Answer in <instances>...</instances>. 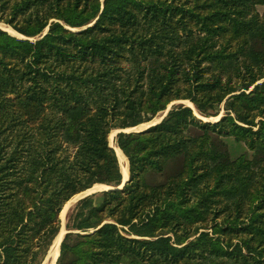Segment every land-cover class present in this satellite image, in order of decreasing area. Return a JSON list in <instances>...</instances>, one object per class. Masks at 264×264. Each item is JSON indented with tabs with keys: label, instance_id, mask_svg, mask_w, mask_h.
<instances>
[{
	"label": "trees",
	"instance_id": "1",
	"mask_svg": "<svg viewBox=\"0 0 264 264\" xmlns=\"http://www.w3.org/2000/svg\"><path fill=\"white\" fill-rule=\"evenodd\" d=\"M262 5L0 0V264H264Z\"/></svg>",
	"mask_w": 264,
	"mask_h": 264
},
{
	"label": "rangeland",
	"instance_id": "2",
	"mask_svg": "<svg viewBox=\"0 0 264 264\" xmlns=\"http://www.w3.org/2000/svg\"><path fill=\"white\" fill-rule=\"evenodd\" d=\"M256 10H257V12L260 14V15H263L264 14V5H262V6H257L256 7ZM0 28H2L3 30H5V29H7V31L8 30H10L9 28H6L5 26H2L1 24H0ZM5 28V29H4ZM6 31V30H5ZM11 31V30H10ZM9 32V31H8ZM12 32V31H11ZM11 32H9V33H11ZM14 32H12L11 34H13ZM13 35H16L15 33L13 34ZM264 81V79L263 80H260L259 82H258V84L259 83H261V82H263ZM179 102H182V101H179ZM179 102H173L172 104H170L169 106H168V108H167V110L169 109H171V107L172 106H176V105H178L179 104ZM186 102H189V101H184V102H182V105H184V106H188V105H186ZM190 103V102H189ZM191 104V103H190ZM192 105V104H191ZM188 107H190V106H188ZM192 110H193V113H194V115L198 118V119H202V121H204V122H216V121H211V120H207V119H210V118H203V117H201L198 113H197V111H196V109L194 108V106L192 105ZM166 110V111H167ZM165 111L164 112H161L160 114H158L152 121H155L156 119H157V122H154V123H152V124H150V125H148V126H154V125H156V124H158L164 117H165ZM223 114H224V112H223V105L221 106V109H220V114H219V116H218V120L220 119V117L221 116H223ZM167 115V114H166ZM211 118H215V117H211ZM258 121V119H256V122ZM149 124V123H148ZM143 125V124H142ZM145 125V124H144ZM141 126V125H140ZM147 126V127H148ZM139 127V126H138ZM146 127V128H147ZM137 128V127H136ZM136 128H132V129H136ZM141 130H146L145 128H143V129H141ZM141 130H137V131H141ZM117 131L118 130H116V131H113V132H115V134H114V136H113V144H114V146L116 147V144H115V137H116V135L118 134L117 133ZM133 131H136V130H133ZM133 131H129V132H133ZM110 136V135H109ZM224 140V142L226 143V145H227V148H228V151H229V154H230V157L232 158V159H235V158H237L239 155H241V154H244L245 152H247V150H246V147H245V145L243 144V143H238V142H235L234 140H233V138H226V139H223ZM109 144H110V141H109ZM110 147H112L113 149H114V147L113 146H111L110 145ZM114 151H115V149H114ZM116 153V152H115ZM248 155L250 156V153H248ZM125 160H126V158H125ZM118 162H119V160H118ZM126 163L128 164V162H127V160H126ZM120 164V163H119ZM127 169H128V165H127ZM128 171V170H127ZM122 174V173H121ZM128 176H129V172H128ZM155 179L157 180V181H162L163 180V177H161V176H156L155 177ZM93 192V193H92ZM99 192H102V190H100L99 188H93V190L92 191H90V192H85L84 194H79V195H77V196H75V197H73L68 203H67V206H66V208H65V210H64V214H63V219L62 218H60V221H61V229H60V231L61 230H63L64 231V233H63V236H62V240H63V238H64V234H65V231L67 230L66 229V226H67V224L69 223V218L71 217V215H72V213H73V210H74V208H75V206H76V204H77V202L80 200V199H82V197L84 198V197H86V196H89V195H91V194H94V193H99ZM79 197V198H78ZM100 200V198H99V196H95V202H98ZM63 210V209H62ZM61 214V213H60ZM211 217V215L209 216V218ZM208 220H210V219H208ZM210 224H211V222H210ZM210 226V225H209ZM208 226V227H209ZM67 231H69V230H67ZM72 232V231H71ZM60 233V232H59ZM59 248H60V245H59ZM51 249V248H50ZM58 257H59V254H58V256H57V258L56 259H58ZM52 258V257H51ZM55 259V261H57ZM51 263V262H50ZM54 264H56L55 262H54Z\"/></svg>",
	"mask_w": 264,
	"mask_h": 264
},
{
	"label": "bare ground",
	"instance_id": "3",
	"mask_svg": "<svg viewBox=\"0 0 264 264\" xmlns=\"http://www.w3.org/2000/svg\"><path fill=\"white\" fill-rule=\"evenodd\" d=\"M5 30H7V29H5ZM8 31L11 32L10 30H8ZM186 105L192 107V105L189 102H186ZM207 120L216 121V120H218V117L210 118V119H207ZM154 122H157V119L155 121L150 122L149 124L141 125V126L137 127L136 129H126V131L141 130L143 128H146L148 125H150V124H152ZM114 134H115V132L112 131V133L109 136V141H110V145L113 146L114 149H115L116 155H117L119 163H120V170H121V173H122L123 182H125V180L127 179V176H128V171H127L128 170L127 169V165L128 164L126 163L125 157L123 156L122 152L117 147H115L114 144H113V136H114ZM121 187H122V185L117 187V188L120 189ZM93 188H99L100 190H108V189H110V187H106V186H102V185H96ZM93 188L88 190L87 192L92 191ZM66 206H67V203L64 205L63 210L61 211V214H60V218H62V219H63V214H64V210H65ZM63 233H64V231L61 230L60 233L56 236V238H55L56 240L54 239L55 242H53V244H54V246L52 245L53 248L51 246L52 249H50L51 251L49 252V254L52 257V261H51L50 264H54L55 259L57 258L58 254H59V245H60Z\"/></svg>",
	"mask_w": 264,
	"mask_h": 264
},
{
	"label": "water",
	"instance_id": "4",
	"mask_svg": "<svg viewBox=\"0 0 264 264\" xmlns=\"http://www.w3.org/2000/svg\"><path fill=\"white\" fill-rule=\"evenodd\" d=\"M7 31V30H6ZM47 31V30H46ZM46 31L44 32V34L46 33ZM43 34V35H44ZM179 104H182V102H179ZM188 107V106H187ZM189 108H191V107H189ZM192 109V108H191ZM168 111H169V109L167 110V111H165V113L167 114L168 113ZM166 114H165V116H166ZM202 120V119H201ZM149 127H151V126H148L147 128H145V129H148ZM141 131H143V130H141ZM120 132H123V133H131V132H129V131H126V130H118L117 131V133H120ZM133 132H140V131H133ZM112 148V147H111ZM128 179H129V176H127V179L125 180V182H123V178H122V187L126 184V182L128 181ZM122 187L120 188V189H122ZM114 188H112V187H110V189H108V190H113ZM102 191H106V190H102ZM87 192V191H86ZM83 193H85V192H83ZM82 193V194H83ZM83 198V197H82ZM71 231H65V234L64 235H66V234H68V233H70ZM56 240V239H55ZM53 242H55V241H53ZM61 242H62V239H61ZM61 242H60V244H61ZM53 246H54V244H52ZM53 246H52V248H53ZM51 248V249H52ZM51 251V250H50ZM49 251V252H50ZM57 260V259H56ZM52 261V258H51V256H50V254L48 253V255L46 256V258H45V260H44V262L42 263V264H50V262ZM55 263H56V261H55Z\"/></svg>",
	"mask_w": 264,
	"mask_h": 264
}]
</instances>
